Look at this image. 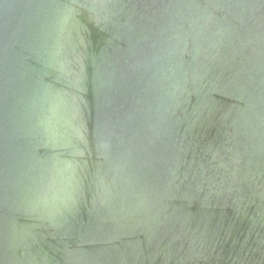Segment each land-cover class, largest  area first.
<instances>
[{"label": "water", "instance_id": "water-1", "mask_svg": "<svg viewBox=\"0 0 264 264\" xmlns=\"http://www.w3.org/2000/svg\"><path fill=\"white\" fill-rule=\"evenodd\" d=\"M0 264H264V0H0Z\"/></svg>", "mask_w": 264, "mask_h": 264}]
</instances>
